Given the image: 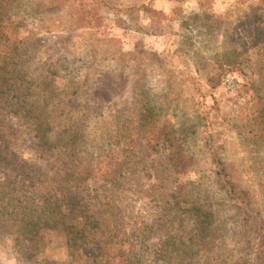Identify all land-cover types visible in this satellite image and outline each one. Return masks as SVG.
I'll return each mask as SVG.
<instances>
[{"label": "rangeland", "instance_id": "374dc122", "mask_svg": "<svg viewBox=\"0 0 264 264\" xmlns=\"http://www.w3.org/2000/svg\"><path fill=\"white\" fill-rule=\"evenodd\" d=\"M105 1L98 24L87 25L60 1L19 0L10 22L22 53L16 86L31 90L27 100L36 116L12 113L5 93L14 91L1 86L0 148L21 163L0 166V194L18 182L19 172L47 183L44 175L56 181L65 176L68 160L40 159L41 140L30 130L50 126V134L69 142L67 131L74 129L85 137V153L100 179L88 194L113 203L99 219L110 208L106 222H121L124 238L150 225L146 238L137 240L140 232L129 236L126 255L133 253L142 264H165L158 250L170 235L182 244L165 250L183 254L184 243L193 246L201 236V230L193 233L194 219H186L194 200L213 214L203 233L207 260L244 264L237 201L217 172L221 161L236 166L264 220V135L258 139L251 131L264 110V0H210L206 14L194 0ZM129 8L137 11L126 15ZM153 11L168 16L160 35L150 27ZM211 79L219 86L213 88ZM141 113L153 114L144 128ZM122 129L124 142L116 137ZM120 182L124 186L115 187ZM12 227L0 218V264H70L62 235L49 232L46 249L29 258ZM72 262L88 263L84 256Z\"/></svg>", "mask_w": 264, "mask_h": 264}, {"label": "trees", "instance_id": "16d2710c", "mask_svg": "<svg viewBox=\"0 0 264 264\" xmlns=\"http://www.w3.org/2000/svg\"><path fill=\"white\" fill-rule=\"evenodd\" d=\"M56 1H60L62 7L68 6L76 11L79 21L87 23V25L98 24L101 20V14L107 8L105 0H93L90 4L84 3L83 0ZM197 1L204 11L203 13L206 14V4L210 0ZM18 7L19 0H0V95L3 93L1 86L5 84L8 89L14 91L13 94L5 93L11 98L12 113L32 119L36 116L33 101L27 100L31 90L22 86V84L21 87L16 86L19 81H22L17 66L22 60V53L20 52V41L11 34L13 26L10 25V22L12 17L18 13ZM135 11L137 10L129 8L125 14L131 16ZM212 16L214 21L220 19L217 16ZM167 17L164 11H153L150 27L153 29L154 35L162 33L160 24ZM208 83L213 88L220 84L219 81L215 83L212 79L208 80ZM23 91L25 92L23 93ZM18 105L19 108H17ZM140 115L141 128H144L147 116L151 117L153 114L141 113ZM259 118L261 122L253 124L251 131L254 133V137L262 139L264 135V110L260 111ZM31 131L37 132V137L41 140L38 151L40 159L57 160L60 157L68 160V162L67 167L63 169V174L66 175L61 176L57 181L49 179L47 175H44L42 179L46 178L48 183L43 180L41 182V178L36 181L35 175L30 176L32 173L26 175L19 172L15 176L18 182L9 191L0 194V218L6 219V223L13 226L11 229L21 234L23 238L21 245L28 251L29 258H34L39 252L46 249L45 237L49 232H57L65 239L70 264H73L72 260L79 256H84L89 264H114L112 260H115L116 255L121 262L123 260V264H142V259L134 256L133 253L126 255L123 249L130 244L131 238L137 235L138 232L141 233V236L137 240L146 238L148 234L145 231H149L150 225L141 224L136 230L132 231V235L129 234L131 238L129 236L124 238V236H120L123 235L124 229L121 222H106L111 214L109 210L113 207V203L111 200L103 203L101 199L88 194L93 188L98 187L100 179L93 172L92 158L85 153L87 144L83 134L74 129L70 132L67 131V133H70L69 137L71 138L67 142V139L63 138V134L57 135V138L54 137V134H50L54 131L50 126L44 129L37 126L32 128ZM126 134L125 130L122 129L116 133V137L124 142ZM149 147L154 149L158 147V143L156 145L149 144ZM62 149L65 150L66 155L59 152ZM128 153L127 148L125 154L129 155ZM57 162L60 161L57 160ZM14 163L19 164L21 160L16 158L15 155L5 154L0 148V166L8 168L11 167L10 165L13 166ZM218 164L221 167L217 172L218 177L228 188L229 196L237 201V219L242 226L243 234L241 236L242 252L247 256V261L244 264H264V220L261 217L260 209L256 207L252 191L242 183L241 176L234 164L222 161ZM124 183H115V187H122ZM129 184L127 183V185ZM47 185L50 188H47ZM19 186L21 188L17 190ZM98 191L101 194L103 193L101 189ZM94 193L97 194L95 191ZM87 200L94 202L96 200L99 208L97 205L93 207L92 204L87 203ZM104 207L110 208L105 212L106 217L104 220L101 221L99 217L102 216ZM190 207L186 212L190 215L186 219H194L193 233H199L201 230V236H197L193 246L190 245L189 247L184 243L183 254H178L173 249H164L166 245L178 247V244H182L180 237L170 235L161 243L158 250L165 264H211L210 260L206 258L205 253L207 250L203 246V233H206L211 227L213 214L203 212L199 207V203L194 200L191 202ZM209 220L210 222H208ZM186 231L187 228L181 230V232ZM117 235L119 236L116 237ZM125 239L127 244H121ZM111 240H114V242ZM16 241L18 242L19 239H16ZM119 244L121 245L118 246ZM135 245V242L131 244L130 249L132 252ZM187 249L191 251L189 254H187Z\"/></svg>", "mask_w": 264, "mask_h": 264}, {"label": "crops", "instance_id": "0c3cea01", "mask_svg": "<svg viewBox=\"0 0 264 264\" xmlns=\"http://www.w3.org/2000/svg\"><path fill=\"white\" fill-rule=\"evenodd\" d=\"M194 2L198 3L196 0H194Z\"/></svg>", "mask_w": 264, "mask_h": 264}]
</instances>
